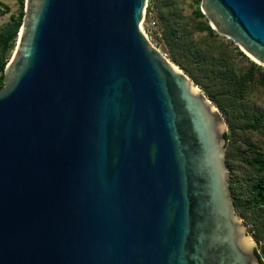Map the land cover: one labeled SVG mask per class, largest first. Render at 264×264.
<instances>
[{"label":"water","instance_id":"95a60500","mask_svg":"<svg viewBox=\"0 0 264 264\" xmlns=\"http://www.w3.org/2000/svg\"><path fill=\"white\" fill-rule=\"evenodd\" d=\"M147 0H25L0 89V264H261L226 123L141 31ZM264 67V0H201Z\"/></svg>","mask_w":264,"mask_h":264},{"label":"rangeland","instance_id":"374dc122","mask_svg":"<svg viewBox=\"0 0 264 264\" xmlns=\"http://www.w3.org/2000/svg\"><path fill=\"white\" fill-rule=\"evenodd\" d=\"M0 2L9 8L8 13H4L2 8H0L1 28L12 22L13 18L17 19L19 17L20 12L24 11L25 0H23V6L21 5L20 0H0ZM147 3L148 7L146 9V17L145 21H142V28L145 31L150 43L161 53L163 57L172 62L169 50L163 41L164 36L163 30L160 28L162 22L159 19V11L156 6L153 5L151 0H147ZM168 5L170 8L168 16L179 21L181 27L190 36L192 44L203 57L202 68L209 70L210 68H215L217 66L216 71L228 68L233 72L234 76L241 77L248 71L251 62L258 66L257 62L246 55L243 51H240V49L227 38L218 34L216 37L208 38L205 33L197 32V23L204 20H196L193 13L197 7L200 8L201 0H171ZM151 22H155L156 25L154 27L151 26ZM16 42L17 41L15 40L14 49L16 47ZM220 46H224L226 48V50L224 49L225 52L223 55H221L222 50ZM14 49L7 52L5 56L6 65L11 59ZM237 51L241 52L244 57L238 54ZM185 54L186 52L179 54L181 63L186 67L194 69L190 59ZM175 66L178 67L177 65ZM261 68L262 70L259 73L254 74V80L245 86L243 94L244 98L242 103H240L239 108L227 115V119L230 121V124L235 128L233 131L228 128L226 129V133L230 136V139L226 143V154L227 152L230 154L228 159L225 156V163L228 169V181L231 177L239 179L241 185H239L235 191L236 194L238 193L239 197L243 200L247 197L246 194L248 186L251 183L250 181L256 178V175L242 160L243 156L246 155L248 159L251 158V154L249 152L250 145L255 146L256 149L264 155V87L258 82L259 79L264 80V67ZM194 71L197 73L195 69ZM210 79H212V77ZM191 82L193 83V81ZM209 83L211 89H218L220 87L219 80L214 83ZM196 87L204 94L201 87ZM258 118L261 119V122L258 124L256 130L246 128L247 124L254 123ZM235 149H238V151H235ZM258 214H261V212L248 210V212L245 213V216L240 217L239 213H237L246 228L247 235H249L252 239V244L254 242L252 238L254 223L259 224V221L256 219L261 218ZM261 245H264V239H262L258 244L260 251Z\"/></svg>","mask_w":264,"mask_h":264},{"label":"trees","instance_id":"16d2710c","mask_svg":"<svg viewBox=\"0 0 264 264\" xmlns=\"http://www.w3.org/2000/svg\"><path fill=\"white\" fill-rule=\"evenodd\" d=\"M170 1L171 0H151L153 5H155L159 11V19L163 25L160 27L161 30H163V41L169 50L171 61L173 64L177 65L184 72V74L191 79V81H193L194 85L201 87L204 95L218 109L219 113L225 120L227 128L233 131L235 128L230 124V121L227 119V115L239 108L240 103H242L244 98L243 94L245 86L254 80V74L259 73L262 68L251 62L248 71L241 77L234 76L233 72L228 68H224L221 71H216L217 66L215 68H210L209 70L202 68L203 57L192 44L190 36L181 27L179 21L168 16L170 13L168 3ZM20 3L23 6V0H20ZM0 8H2L4 13L9 12V8L1 2ZM193 15L196 20H204L200 21L196 25L198 33H205L208 38L217 36V34L208 25V21L201 13L199 7L196 8ZM22 18L23 11L20 12L17 19L13 18L12 22L0 28V89L3 87V72L6 66L5 56L8 51L14 49V42L19 33ZM220 48L222 50L221 55H223L226 48L224 46H220ZM183 52H186L185 55L190 59V62L197 73H195L193 68L186 67L181 63L179 54ZM237 52L244 57L241 52ZM209 77H212V79ZM208 80L211 83L219 80L220 87L218 89H211ZM258 82L264 87L263 79H259ZM260 122L261 119L258 118L254 123L247 124L246 128L256 130ZM229 139L230 136L225 133L226 143ZM235 151H238V149H235ZM249 152L251 154V158L248 159L247 156L244 155L242 160L256 175V178L250 181L251 183L248 186L246 194L247 197L243 200L239 197L238 193L236 194L235 190L239 185H241L239 179L231 177L228 181V186L230 198L232 199L235 210L239 213L240 217L245 216V213L248 212V210L261 212V214H258L261 218L256 219L259 221V224L254 223L252 238L256 244L255 253L259 262L263 264L264 245H261L260 251L258 244L262 239H264V155L261 154L253 145L249 146ZM229 154L230 153L227 152V159Z\"/></svg>","mask_w":264,"mask_h":264},{"label":"built area","instance_id":"2783aa9c","mask_svg":"<svg viewBox=\"0 0 264 264\" xmlns=\"http://www.w3.org/2000/svg\"><path fill=\"white\" fill-rule=\"evenodd\" d=\"M147 7H148V3L146 4V9H147ZM146 9H145V12H144V20L143 21H145V17H146ZM151 24V26H155L156 25V23L155 22H151L150 23ZM144 34L146 35V33L144 32ZM146 37H147V35H146ZM249 233V232H248ZM256 245V244H255ZM263 264H264V261H263Z\"/></svg>","mask_w":264,"mask_h":264},{"label":"bare ground","instance_id":"6f19581e","mask_svg":"<svg viewBox=\"0 0 264 264\" xmlns=\"http://www.w3.org/2000/svg\"><path fill=\"white\" fill-rule=\"evenodd\" d=\"M141 31H143V33L145 32V31L143 30V28H142V25H141Z\"/></svg>","mask_w":264,"mask_h":264}]
</instances>
